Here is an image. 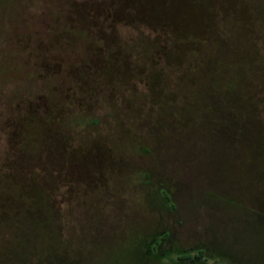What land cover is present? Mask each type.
Masks as SVG:
<instances>
[{"label":"rangeland","instance_id":"obj_1","mask_svg":"<svg viewBox=\"0 0 264 264\" xmlns=\"http://www.w3.org/2000/svg\"><path fill=\"white\" fill-rule=\"evenodd\" d=\"M191 1L198 2L0 0V182L20 187L47 177V187H62L64 193L56 194L55 199L70 205L72 216L85 217L79 208L83 203L95 205L94 218L108 214V223L101 224L100 230L107 228L116 243L110 244L114 257L110 251L101 253L105 264H131L133 235L166 230L171 231L166 245H175V252L154 256L153 264H201L179 262L177 253L208 240L210 244L216 228V214L200 204L202 196L183 200L172 189L178 196L177 213H169L145 197L159 182L157 173L165 155H174L173 164L168 163L165 169L167 175L178 178L179 173L178 183H184L177 142L186 143L175 134V116L170 118L168 112L194 95L197 83L193 80L200 73L195 69L202 58L215 63L214 55L189 30L187 6ZM219 1L209 0L210 6L228 9L237 0ZM211 14L219 19L222 15ZM165 17L175 19L178 24L171 22L181 33L159 44V57L125 59L123 66L122 60H101L102 44L112 49L116 58L126 51L112 36L113 23L121 20L135 27L140 36L147 35L148 28L160 31L163 26L158 20L170 22ZM88 61L102 68L89 73ZM110 68L115 71L112 75L105 73ZM92 117L98 118L97 124L86 121ZM166 120L170 127L164 125ZM155 145L159 150L153 152ZM93 151L106 162L113 160L116 169L100 163L92 167V176L88 175L82 168L84 156ZM69 157L72 161L67 164ZM192 169H197L196 165ZM203 176L199 184L213 186ZM186 183L193 185L189 191L202 187L198 189V184L188 179ZM248 203L264 208L261 203ZM7 242L4 238L0 246ZM213 260L212 251L206 264Z\"/></svg>","mask_w":264,"mask_h":264},{"label":"trees","instance_id":"obj_2","mask_svg":"<svg viewBox=\"0 0 264 264\" xmlns=\"http://www.w3.org/2000/svg\"><path fill=\"white\" fill-rule=\"evenodd\" d=\"M197 1L187 6L191 20L189 30L194 31L196 40H201L214 55L215 63L202 58L195 69L200 73L193 80L197 83L194 95L177 110L168 112L170 118L175 116V134L186 143L177 142L181 152L177 154L181 157L179 165H184L180 170L184 183H178L179 173H176L178 178L167 175L165 169L168 163L173 164L171 157L174 155H165L157 173L159 182L148 195L145 192V197L167 212L177 213L178 196L173 190L183 200L202 196L200 204L207 212L216 214L218 220L210 244L208 240L182 249L177 253V261L206 264L213 251L212 264H264V208L246 204L249 201L264 206V0L232 1L233 5L223 10L210 6L209 0ZM211 12L222 15L220 19L213 18ZM165 18L170 22L164 24V18L158 20L163 26L160 31L148 28L147 35L140 36L135 27L121 20L113 23L112 36L118 44L126 46V51L123 57L119 58L120 52L116 58L112 49L102 44L100 47L104 49L98 53L101 60H122L123 66L130 59L159 57L160 54H156L159 44L181 33L175 30L174 24H178L175 19ZM205 59L210 62L209 66ZM86 67L91 73L102 65L88 61ZM114 72L111 68L105 69L109 75ZM86 121L97 124L99 120L92 117ZM164 125L170 127V122L166 120ZM156 149L159 150L155 145L153 152ZM94 151L84 156L82 168L88 175L92 176V167L100 163L116 169L113 160L106 162ZM37 159L41 161L42 158ZM71 161L69 157L67 164ZM192 165L197 169H192ZM203 175L213 186L199 184ZM44 179L20 187L0 182V241L8 240L5 246H0V264H105L101 253L109 252L110 244L116 243L107 228L100 230L101 224L108 223V214L94 218L95 205L83 203L79 208H83L85 217L72 216L70 205L65 206L55 199L56 194L64 193L62 187L49 188L46 185L49 179ZM186 179L197 183L198 189L202 186L201 189L189 191L193 185H188ZM78 191L77 186L75 192ZM74 218L79 219L78 223ZM133 238L131 264H153L162 252L170 255L176 249L175 245H166L171 238L168 230L133 235ZM110 253L115 256L112 251Z\"/></svg>","mask_w":264,"mask_h":264}]
</instances>
